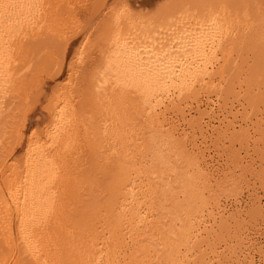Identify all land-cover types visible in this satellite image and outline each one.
<instances>
[{
  "label": "bare ground",
  "instance_id": "6f19581e",
  "mask_svg": "<svg viewBox=\"0 0 264 264\" xmlns=\"http://www.w3.org/2000/svg\"><path fill=\"white\" fill-rule=\"evenodd\" d=\"M73 1L0 0V264H264V0L111 10L14 158Z\"/></svg>",
  "mask_w": 264,
  "mask_h": 264
},
{
  "label": "rangeland",
  "instance_id": "374dc122",
  "mask_svg": "<svg viewBox=\"0 0 264 264\" xmlns=\"http://www.w3.org/2000/svg\"><path fill=\"white\" fill-rule=\"evenodd\" d=\"M165 1L167 3L169 2V0H121V1L120 0H117V1L116 0H91V1L90 0H88V1L87 0H75V1H73V5L72 6L76 8V10L74 8L73 9L76 11L75 14L77 15L78 18H76V20H75L76 21L75 23H77V24H75L71 28L73 31H71V29H70V32H78L79 33V37L77 36L75 38V40L73 39L67 45V49H66V52H65L64 55H62L60 53V51H59V49L57 47L51 49L52 52L50 51V54H49V57L51 56V58H49L50 59L49 62L52 60V62H50V67H49L50 68V73L49 74H45V75H43V74L38 75L37 74L35 76L34 80H37L36 81V87L28 95L29 107L27 109V113H26V116H25L24 127L22 129V139L20 140V143H19V145H18V147H17V149H16V151L14 153V158L17 157V156L18 157H22L23 154L25 155V150H26V147H27L29 134H30V131L33 129L32 126L34 128L39 127L40 129H43V128H45V126L47 127L48 125H50L49 122H51L52 114L49 112V110H47V105H48V98L50 96V93L52 92V89L54 87L59 88L60 86H61L60 88H62L64 86L66 87L68 85V83H69V80H68L70 78L69 75L72 74V72L74 73L75 71H79L81 69L79 67H81V66L84 67V65L86 67L88 65H89L88 67H90L92 65V67H93L94 64H92L93 62L91 63V61H93L92 58H94L95 56L96 57L94 58V60L97 58V54H95L94 51H90V52L86 51V53L84 54V57L88 56V58L87 57L85 58V61H84L83 65H82V64H80V61L77 59L76 55L79 52L77 50H80V48H81L80 45L82 43H84L87 38H90L92 41L97 39V37L99 36L100 31L102 30V29H100L99 26H104V24L107 22V19L110 18L111 10L119 9L122 6H127L129 8L131 7L132 10L131 9L130 10L133 13V15L135 14V16H137L139 14L137 17L144 18V16H146L145 13H147V16L148 15L149 16H153L154 15V14H152V11H150V10H153V11L155 10V12H154L155 14L158 13V11L160 9L164 8L162 6H165L167 4ZM80 2H82V3H80ZM86 3H88V5ZM91 3H92V5H91ZM161 3H162V5H161ZM74 4H75V6H74ZM89 4L91 6H89ZM80 5H81V7H79ZM86 6H89V7L87 8ZM157 6H158V8H156ZM77 7H79V8H77ZM80 8H82V9H80ZM67 9H65V11H64L65 15L69 13V8H67ZM77 9H78L79 12L77 11ZM66 10H67V12H66ZM133 10H134V12H133ZM148 10H149V12H146ZM85 12H87V13L89 12L90 16H88ZM81 13H83V14H81ZM142 13H144V14H142ZM84 15L87 17L86 20H85L86 17ZM80 16H81V18H80ZM97 17L99 18V20H98ZM100 17H101V19H100ZM104 18H107V19L105 20ZM80 19H81L82 22L80 21ZM82 19L85 20V21H83ZM102 19H104V21ZM95 21H97L98 24ZM100 21H102V23ZM99 23H101V24L99 25ZM98 27H99V29H98ZM87 30L88 31L90 30L91 32L90 31L88 32ZM95 30H97L98 32L95 31ZM95 32L97 34H95ZM86 35H87V38H86ZM92 35H94L95 39H93ZM53 52H54V54H53ZM91 52H92V56H91ZM89 57H92V58L89 59ZM55 60H57V61L55 62ZM87 60H88V62H87ZM77 61H79V62L77 63ZM72 64H73L74 67H73V70L70 71L69 68H70V66ZM92 67H90V68H92ZM76 68L78 70H76ZM50 74L54 75V76L56 75V77L52 76V77L49 78L48 76H51ZM67 75H68V79H67ZM23 106H21L23 109L20 107V111L26 109V105H23ZM23 112L24 111H22V113ZM36 120H37V122H35ZM36 123H37V125L34 126V124H36ZM258 233H260V232H258ZM258 235H261L262 240H264V230H263V232L261 231L260 234H257V236Z\"/></svg>",
  "mask_w": 264,
  "mask_h": 264
}]
</instances>
